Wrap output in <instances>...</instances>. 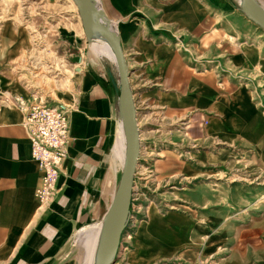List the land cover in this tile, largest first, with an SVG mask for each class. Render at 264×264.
<instances>
[{
  "label": "rangeland",
  "instance_id": "rangeland-1",
  "mask_svg": "<svg viewBox=\"0 0 264 264\" xmlns=\"http://www.w3.org/2000/svg\"><path fill=\"white\" fill-rule=\"evenodd\" d=\"M75 22L82 26L70 0H0V77L10 83L15 78L26 96L66 105L74 74L50 54L45 35ZM255 28L246 29V45L252 37L264 42V31ZM220 36L213 33L214 40ZM213 46L214 57L205 58L203 45L195 53L188 44H174L181 58L166 60L158 78L142 66L129 68L140 154L129 222L113 264H264V171L252 152L227 145L215 129L223 95L238 86L256 89L255 103L264 113L262 88L259 93L221 57L225 42ZM206 92L212 96L209 107L198 101ZM236 196H243L238 209L232 206ZM103 219L75 234L79 264V231Z\"/></svg>",
  "mask_w": 264,
  "mask_h": 264
},
{
  "label": "crops",
  "instance_id": "crops-1",
  "mask_svg": "<svg viewBox=\"0 0 264 264\" xmlns=\"http://www.w3.org/2000/svg\"><path fill=\"white\" fill-rule=\"evenodd\" d=\"M97 1L120 38L128 70L139 65L158 78L166 60L181 58L174 44H188L195 53L203 45L204 57L212 58L213 43L221 41L227 44L218 51L221 57L261 93L264 42L252 37L245 44L246 29L256 32L259 26L242 13L241 0ZM256 2L264 9V0ZM215 31L220 40H214ZM85 37L77 22L45 35L50 54L65 60L74 74L63 97L66 105L52 103L68 110L70 144L57 190L46 204L35 196L41 172L32 159L26 113L17 103L30 96L15 78L10 83L0 77V264H79L75 234L96 217L104 222L116 191L124 164L113 151L123 123L118 68L107 55L96 54ZM255 90L238 86L223 95L215 129L227 145L252 152L264 171V113L255 103ZM198 101L213 104L207 92ZM242 203L238 196L237 204Z\"/></svg>",
  "mask_w": 264,
  "mask_h": 264
},
{
  "label": "water",
  "instance_id": "water-1",
  "mask_svg": "<svg viewBox=\"0 0 264 264\" xmlns=\"http://www.w3.org/2000/svg\"><path fill=\"white\" fill-rule=\"evenodd\" d=\"M85 36L90 41L92 30L111 44L119 74V104L126 137V156L116 191L105 216L104 236L96 264H113L131 211L133 182L140 154L136 105L129 81V70L117 32L99 7L97 0H73ZM241 11L264 31V9L256 0H241ZM105 19L106 22L103 21ZM91 42V41H90Z\"/></svg>",
  "mask_w": 264,
  "mask_h": 264
},
{
  "label": "built area",
  "instance_id": "built-area-1",
  "mask_svg": "<svg viewBox=\"0 0 264 264\" xmlns=\"http://www.w3.org/2000/svg\"><path fill=\"white\" fill-rule=\"evenodd\" d=\"M261 102L264 106V76ZM26 113L25 126L31 143L32 159L38 164L41 179L35 196L48 203L57 190L61 168L70 144L69 114L66 107L47 103L39 96L18 99Z\"/></svg>",
  "mask_w": 264,
  "mask_h": 264
},
{
  "label": "bare ground",
  "instance_id": "bare-ground-1",
  "mask_svg": "<svg viewBox=\"0 0 264 264\" xmlns=\"http://www.w3.org/2000/svg\"><path fill=\"white\" fill-rule=\"evenodd\" d=\"M70 2H71V5L74 6V8L77 10L73 0H70ZM80 23H81V20H80ZM90 41H91L90 42L91 49L95 53L105 54L109 58L115 61V56H114V52H113L111 44L108 42L107 39L102 37L98 31L92 30ZM113 151L123 164L125 160V156H126V137H125L123 123L121 124V128L117 132ZM237 198L238 196L233 198L232 206L234 207V209H238V207H240L239 204H237ZM104 229H105V220L99 226L91 225L79 231V239L84 249V257H83L82 264H96L97 263L99 249H100L101 242L104 236Z\"/></svg>",
  "mask_w": 264,
  "mask_h": 264
}]
</instances>
